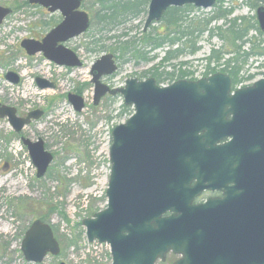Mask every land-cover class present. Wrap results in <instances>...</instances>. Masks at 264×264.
I'll list each match as a JSON object with an SVG mask.
<instances>
[{"label":"water","instance_id":"1","mask_svg":"<svg viewBox=\"0 0 264 264\" xmlns=\"http://www.w3.org/2000/svg\"><path fill=\"white\" fill-rule=\"evenodd\" d=\"M216 2L151 0L144 30L171 6L207 9ZM30 3L60 11L64 18L41 40L27 38L21 46L58 65L82 66L64 44L90 27L82 0ZM12 11L0 6V26ZM256 17L264 33V5ZM118 68L115 55L107 53L91 69L94 104L107 94H122L134 113L112 130L108 205L83 220L88 241L108 243L113 264H156L169 253L180 257L172 264H264V77L236 90L231 76L222 72L167 86L153 77L128 78L123 87L102 81ZM5 78L20 82L13 71ZM36 82L41 89L54 87L41 77ZM68 99L76 111L85 108L80 94L69 93ZM43 115L37 109L21 117L15 107L0 102V118L7 117L19 134ZM21 139L37 177H44L54 154L42 138ZM206 190L221 195L195 202ZM21 249L35 263L61 252L52 227L41 219L32 222Z\"/></svg>","mask_w":264,"mask_h":264},{"label":"rangeland","instance_id":"2","mask_svg":"<svg viewBox=\"0 0 264 264\" xmlns=\"http://www.w3.org/2000/svg\"><path fill=\"white\" fill-rule=\"evenodd\" d=\"M244 1L225 0V6L236 5L234 15H255V10ZM149 2L146 0L139 14L129 13L123 24L98 34L94 16L100 4L97 0H84L82 9L92 20L90 29L65 43L83 65L66 67L47 59L43 53L29 55L20 45L25 38L40 40L44 37L62 21L61 13L49 12L40 5L31 4L30 0H0V6L13 9L0 26V102L15 107L21 117L33 110L44 111V115L38 120L33 119L21 134L14 131L7 117L0 118V264L113 263L110 245L97 240L89 242L82 222L108 205L106 191L111 175L112 130L129 118L133 108L125 112V108L130 106L124 104L120 94L106 95L95 105L91 68L105 53H113L118 59L119 52L113 51L117 37H143ZM213 11L214 7L195 8L189 18L202 19ZM222 23L220 20L212 25ZM161 28L162 22H158L147 32ZM124 33L127 34L122 36ZM100 35L103 36L101 44L105 46L101 51L93 44V39ZM257 37L262 41V36L257 34ZM198 46L200 49L195 54L183 53L165 66L162 59L166 50L176 46H164L153 51L150 57L154 58L147 62H137L135 58L118 59V72L111 79L103 80L107 84L121 86L127 78L140 77L142 72L159 65L160 71H174L181 62L185 63L182 69L197 78L207 71L208 60L205 57L213 48L219 49L222 41L216 37L209 38L205 33ZM93 48L94 51L91 50ZM223 62L224 59L221 63L213 62L211 67L219 72ZM9 71L20 76L18 84L5 78ZM263 71L264 57L250 58L243 65L241 76L254 74L255 77L240 86L260 79ZM148 74L147 77L152 76ZM37 77L52 82L54 87L43 91L45 89L36 83ZM168 82L171 81L165 83ZM69 93H78L85 99L86 106L82 111L75 110L68 99ZM21 136L33 141L42 138L46 148L54 154L44 177H37V168ZM4 180L7 183L2 186ZM12 182L15 184L13 188L9 186ZM36 219L52 227L61 247L59 255L49 254L40 263L26 260L21 249L25 233ZM177 258L169 255L166 261H158L157 264H172Z\"/></svg>","mask_w":264,"mask_h":264},{"label":"trees","instance_id":"3","mask_svg":"<svg viewBox=\"0 0 264 264\" xmlns=\"http://www.w3.org/2000/svg\"><path fill=\"white\" fill-rule=\"evenodd\" d=\"M100 4L99 10L95 13L94 25L98 26V34L103 31H110L126 20V15L132 13L139 14L146 0H97ZM245 4L251 9H256L264 0H245ZM236 5L225 6V0H218L214 5V11L211 15L202 17V19H190V12L195 9L193 5L183 7H170L163 17L162 28L157 31L143 32V37L116 38V46L113 49L119 52L118 59L135 58L139 61H150L154 56L150 54L159 48L174 47L166 50L163 57L164 66L183 53L189 52L195 54L200 47L199 39L205 34L209 38H218L222 41L219 49H212L208 57V66L205 74L216 72L215 67H211L214 62L221 63L224 59L223 67L220 71L228 73L232 77L233 89H236L241 83L252 80L255 75L241 76L243 65L252 57H264V33L260 30L255 15H234ZM189 18V19H188ZM223 21L221 25H212L214 22ZM127 33H124L125 36ZM257 34L263 37L258 40ZM103 36L100 35L93 39V44L103 50L101 44ZM141 43V46L139 44ZM143 45V47H142ZM181 46V47H179ZM166 47V48H167ZM94 51L95 49H91ZM224 56H227V58ZM125 61V60H124ZM184 62L180 63L178 69L174 71H160L161 65L142 72L139 76L146 78L150 73L159 84L167 80L173 81L185 77L189 72L182 69ZM131 107H126L125 112L130 111ZM133 110L131 111V114Z\"/></svg>","mask_w":264,"mask_h":264},{"label":"bare ground","instance_id":"4","mask_svg":"<svg viewBox=\"0 0 264 264\" xmlns=\"http://www.w3.org/2000/svg\"><path fill=\"white\" fill-rule=\"evenodd\" d=\"M83 1H84V0H82V6H83ZM150 1H151V0H150ZM149 5H150V2H149ZM260 5H261V4H260ZM260 5H259V6H260ZM259 6H258V7H259ZM258 7H257V8H258ZM257 8L254 9V10H255V13H256ZM59 12H60V11H59ZM148 12H149V7H148ZM60 13H61V12H60ZM165 13H166V12H165ZM165 13H164L163 17L165 16ZM61 15H62V14H61ZM89 16H90V15H89ZM7 17H8V16H7ZM147 17H148V15H147ZM163 17H162L161 20H159L158 22H161V21L163 20ZM146 20H147V19H146ZM91 22H92V20H91V17H90V26H91ZM158 22H155V23H153L152 25H154V24H156V23H158ZM145 23H146V21H145ZM152 25H150V27H151ZM54 27H55V26H54ZM54 27H53V28H54ZM144 27H145V25H144ZM150 27L148 28V30L150 29ZM89 29H90V27H89L85 32H83L82 34L86 33ZM148 30L145 31L144 28H143V32H147ZM47 33H48V32H47ZM47 33H46V34H47ZM46 34H45V35H46ZM25 39H27V38H25ZM34 39H35V38H34ZM23 40H24V39H23ZM23 40H22V41H23ZM37 40H38V39H37ZM22 41H21V42H22ZM20 45H21V44H20ZM105 54H107V53H105ZM114 55H115V54H114ZM164 55H165V54H164ZM210 55H211V53H210L208 56H206L205 59H208V57H209ZM57 65H58V64H57ZM82 65H83V62H82ZM60 66H65V65H60ZM92 66H93V65H92ZM66 67H68V66H66ZM75 67H80V66H75ZM91 69H92V68H91ZM219 72H222V71H219ZM222 73H225V72H222ZM23 75H26V73H24ZM111 76H113V75H110V76H104V77L102 78V81L104 82L103 79H105V78H107V77H111ZM41 78H43V77H41ZM44 79H45V78H44ZM49 82H50V81H49ZM36 83H37V82H36ZM104 83H105V82H104ZM106 84H107V83H106ZM37 85H38V84H37ZM109 85H110V84H109ZM110 86H111V87H122L123 85H121V86H113V85H110ZM50 88H51V87H50ZM28 89H29V86L26 87V90H28ZM48 90H49V88H45V90H43V91H48ZM117 95H119V94H117ZM120 95H122V94H120ZM39 119H40V118H39ZM34 120H35V119H34ZM37 120H38V119H37ZM21 140H22V139H21ZM6 183H7V182L4 180V181L2 182V186L6 185ZM14 185H15V184L12 182V183H10L9 186H10L11 188H13ZM195 202H196V200H195Z\"/></svg>","mask_w":264,"mask_h":264},{"label":"flooded vegetation","instance_id":"5","mask_svg":"<svg viewBox=\"0 0 264 264\" xmlns=\"http://www.w3.org/2000/svg\"><path fill=\"white\" fill-rule=\"evenodd\" d=\"M43 38V37H42ZM41 38V39H42ZM40 39V40H41ZM149 77H151V76H149ZM107 79H111V77L109 78V77H107ZM221 195V192H219V191H215V192H212V191H210V190H206V191H204L200 196H198L197 198H196V202L198 203V202H204V201H206L208 198H210V197H215V196H220ZM171 256H175V257H178V256H176V255H173V254H170Z\"/></svg>","mask_w":264,"mask_h":264}]
</instances>
